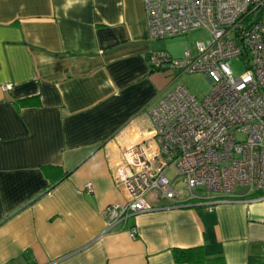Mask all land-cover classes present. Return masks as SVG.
<instances>
[{
    "label": "crops",
    "instance_id": "0c3cea01",
    "mask_svg": "<svg viewBox=\"0 0 264 264\" xmlns=\"http://www.w3.org/2000/svg\"><path fill=\"white\" fill-rule=\"evenodd\" d=\"M156 44L142 0H0V264H188L172 249L192 247L203 264L264 262L260 190L211 211L154 191L136 237L106 229L103 208L127 198L114 169L180 78L150 71Z\"/></svg>",
    "mask_w": 264,
    "mask_h": 264
},
{
    "label": "built area",
    "instance_id": "2783aa9c",
    "mask_svg": "<svg viewBox=\"0 0 264 264\" xmlns=\"http://www.w3.org/2000/svg\"><path fill=\"white\" fill-rule=\"evenodd\" d=\"M142 3L149 39L198 30L207 36L182 57L149 51V69L174 73V79L204 73L210 88L196 96L184 83L175 85L148 111L153 126L148 143L124 150L114 180L126 201L107 204L101 215L107 230L119 227L131 237L136 228L128 222L150 209L146 196L151 192L172 202H182L184 193L183 201L211 211L244 187L247 193L264 191V0ZM231 58L243 60L245 71L234 75ZM84 188L91 191L92 184L86 182Z\"/></svg>",
    "mask_w": 264,
    "mask_h": 264
},
{
    "label": "rangeland",
    "instance_id": "374dc122",
    "mask_svg": "<svg viewBox=\"0 0 264 264\" xmlns=\"http://www.w3.org/2000/svg\"><path fill=\"white\" fill-rule=\"evenodd\" d=\"M206 34L203 31H193L185 35L168 38L165 40H156L155 50H165L173 57H182L185 50L193 48L194 42L199 39H206ZM228 65L234 75H239L245 71L243 60L239 58H231L228 60ZM178 83H184L188 89L196 96L204 95L210 88V82L204 73L184 74L171 85H169L162 95L169 89L173 88ZM173 170H169L167 175L171 177Z\"/></svg>",
    "mask_w": 264,
    "mask_h": 264
},
{
    "label": "trees",
    "instance_id": "16d2710c",
    "mask_svg": "<svg viewBox=\"0 0 264 264\" xmlns=\"http://www.w3.org/2000/svg\"><path fill=\"white\" fill-rule=\"evenodd\" d=\"M152 71V70H150ZM22 99L19 101V104L22 105H36L39 103L38 98ZM172 255L176 263H188V264H203L207 257L201 247H192V248H173ZM221 257H219L220 259ZM252 258H248L247 264H253ZM258 264H264V262H259Z\"/></svg>",
    "mask_w": 264,
    "mask_h": 264
},
{
    "label": "water",
    "instance_id": "95a60500",
    "mask_svg": "<svg viewBox=\"0 0 264 264\" xmlns=\"http://www.w3.org/2000/svg\"><path fill=\"white\" fill-rule=\"evenodd\" d=\"M247 192H248V188H247V187H244V188L238 190V191H237V194H238V195H244V194H246Z\"/></svg>",
    "mask_w": 264,
    "mask_h": 264
}]
</instances>
